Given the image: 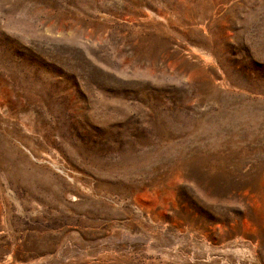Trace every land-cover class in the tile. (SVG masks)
<instances>
[{"label":"rangeland","instance_id":"1","mask_svg":"<svg viewBox=\"0 0 264 264\" xmlns=\"http://www.w3.org/2000/svg\"><path fill=\"white\" fill-rule=\"evenodd\" d=\"M0 264H264V0H0Z\"/></svg>","mask_w":264,"mask_h":264}]
</instances>
